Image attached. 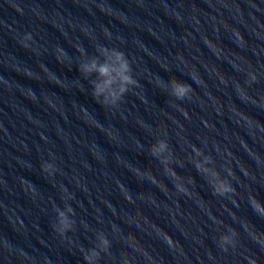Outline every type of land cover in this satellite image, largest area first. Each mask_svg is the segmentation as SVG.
Returning a JSON list of instances; mask_svg holds the SVG:
<instances>
[{
  "label": "water",
  "instance_id": "95a60500",
  "mask_svg": "<svg viewBox=\"0 0 264 264\" xmlns=\"http://www.w3.org/2000/svg\"><path fill=\"white\" fill-rule=\"evenodd\" d=\"M0 264H264V0H0Z\"/></svg>",
  "mask_w": 264,
  "mask_h": 264
},
{
  "label": "clouds",
  "instance_id": "9594fccd",
  "mask_svg": "<svg viewBox=\"0 0 264 264\" xmlns=\"http://www.w3.org/2000/svg\"><path fill=\"white\" fill-rule=\"evenodd\" d=\"M115 60L117 62H119L120 64V72L124 73L128 70V64L123 56V54L117 53L115 54ZM82 70L86 73H91L93 71L98 72V74L104 78V83L102 85H97L95 86V92L94 95L95 96H99L102 93H104L107 89H109L111 87V85L114 83L113 79L111 78V73L115 71V69L113 67H111L110 65H102L97 67V65L95 63H93L91 66H84L82 68ZM122 83L124 85H128V84H132L133 81L131 80V78L127 75H123L122 76ZM127 91L126 87H121L120 89V93L123 94ZM190 91V88L186 85H178L175 89L174 92L177 96V98H183V96L186 94V92ZM114 99L118 98L115 97V94H112ZM114 102V101H113ZM165 147V145L161 144L160 145V149L162 150ZM255 208H259L258 204H254Z\"/></svg>",
  "mask_w": 264,
  "mask_h": 264
}]
</instances>
